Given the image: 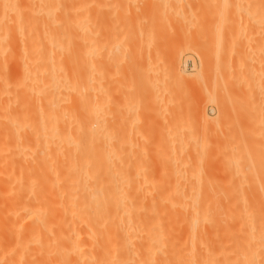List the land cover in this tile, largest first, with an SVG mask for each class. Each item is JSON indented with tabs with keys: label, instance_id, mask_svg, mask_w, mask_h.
<instances>
[{
	"label": "bare ground",
	"instance_id": "1",
	"mask_svg": "<svg viewBox=\"0 0 264 264\" xmlns=\"http://www.w3.org/2000/svg\"><path fill=\"white\" fill-rule=\"evenodd\" d=\"M8 1L0 0V26L12 23L17 37L10 44L3 37H10L8 31L0 34V264H105L107 258L115 264H264V190L202 191L200 168L191 169L194 165L183 157L174 169L185 184H179L180 177V186L153 192L146 189V178L136 182L140 167L134 166L135 172L119 164L116 133H109L102 101V49L115 41L103 32V22L111 17L102 8L105 2ZM118 1L114 11L127 2ZM181 1L156 0V11L169 14ZM215 3L219 13L233 18L236 0ZM258 3L264 21V0ZM173 48L174 55L181 53L179 45ZM259 66L244 82L239 76L246 68H235V74L241 72L231 74L230 84L256 89L254 102L241 113L263 129L264 59ZM172 68L184 77L177 63ZM212 95L206 100L218 105V116L206 114L203 100L195 105L203 127L219 123L228 102ZM254 135L231 132L236 145L227 158L230 175L243 176L251 166L252 173L262 170L264 176V133L256 151ZM186 141L175 146L181 154L194 147ZM198 145L202 152L207 146L204 140ZM253 150L258 162L250 165ZM207 235L222 240L214 245Z\"/></svg>",
	"mask_w": 264,
	"mask_h": 264
},
{
	"label": "rangeland",
	"instance_id": "2",
	"mask_svg": "<svg viewBox=\"0 0 264 264\" xmlns=\"http://www.w3.org/2000/svg\"><path fill=\"white\" fill-rule=\"evenodd\" d=\"M113 1L103 0L105 3L102 6L105 12L108 13L107 10H109L111 15L107 21H104L105 23L103 22V32L112 35L115 40L114 43L107 44L102 49V101L104 120L111 126L109 133L111 136L116 133L115 142L119 148L116 149L119 153L117 157H120L121 167L141 168L137 169L138 175L134 173L132 175L140 178H135L136 182L137 180L142 181L143 177L146 178L145 186L148 188L142 185V190L151 188L153 192H167L173 189L171 188L173 183L179 182L182 178V175H179L181 178L177 177L178 171L174 169L177 160L183 161L188 158L190 165H194L190 168L198 170L200 168L201 177L203 175V182L199 184V189L201 188L202 191L232 190L251 192V194L263 191L262 170L252 173L251 166H249L243 176L238 175L239 173L230 175L232 172L228 170L231 164L227 159L230 157L233 145H236L231 136L234 129L256 133L253 136L256 139L253 143L254 150L262 141L258 139L260 131L264 133V128L262 129L260 124L251 118L248 121L241 113L248 105L251 106L250 103L254 102L257 95L256 89L248 91L238 83L239 87L234 89L230 84L232 75L238 72H233V70H238L239 66L246 68L243 72H239V77H242V82H244L255 71L258 73L257 69L263 63L264 21L258 15L260 0H236L233 18L216 10L215 1L217 0H182L176 4L175 9H171L172 12L169 14L162 13L164 16L160 12L157 13L156 0L157 6L154 0H127L124 3L120 0L118 2L124 6L120 7L118 4L117 11L113 10L112 6L115 4ZM8 2L11 5V1ZM6 9L5 7L4 10ZM2 10L3 8H0V14ZM7 22L9 21L5 20L6 24ZM4 25L3 23L0 26V34L2 36L8 31L6 34L8 33L10 37L8 38L5 34L3 37L8 39V42L10 39L11 44L16 40L17 30L12 23L10 25L14 27H12L14 30L10 29V25V28ZM6 27L9 29L6 30ZM177 45L181 47V53L174 55L173 46ZM218 45L221 50H218ZM176 63L184 77H177L173 73L172 66ZM237 67L238 69H235ZM210 94L226 98L228 102L226 101V108L222 109L220 122L203 127L195 108L197 102L204 101L205 112L209 116L216 117L219 114L217 104L207 103ZM184 139L194 147H185L188 149L184 148L181 154L176 148L178 143H183ZM203 140L207 146L202 152L201 147L197 149L195 147L199 146L198 144ZM166 150L172 151L169 152L172 153L169 158L171 162L167 160L169 154ZM164 151L167 152L166 157L163 154ZM255 154L256 156L253 155L255 160L250 158L253 161L250 160L252 162H249L250 165L258 162L257 153ZM249 156L246 155L247 158ZM168 162L170 165L167 164ZM228 162L230 165L227 164ZM182 163L185 169L187 164ZM175 168L177 169V166ZM133 179L131 183L133 181L134 185L136 182ZM184 180L182 178L179 184L183 185ZM231 182L235 185L230 189ZM236 183H239L237 187ZM156 188L162 189L159 191ZM181 230L183 232L179 230L180 235H177L179 239L184 237V230ZM207 239L214 245L222 240L219 236L214 238L210 235H207ZM115 262L116 259L107 258L105 264H115Z\"/></svg>",
	"mask_w": 264,
	"mask_h": 264
}]
</instances>
